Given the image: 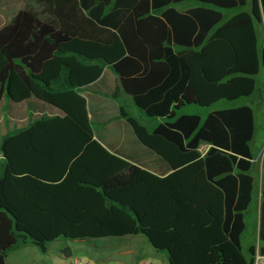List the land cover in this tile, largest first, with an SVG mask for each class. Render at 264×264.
Returning <instances> with one entry per match:
<instances>
[{
  "label": "trees",
  "instance_id": "obj_1",
  "mask_svg": "<svg viewBox=\"0 0 264 264\" xmlns=\"http://www.w3.org/2000/svg\"><path fill=\"white\" fill-rule=\"evenodd\" d=\"M185 1L201 5L172 6ZM30 2L0 26V103L14 126L0 145V264L22 244L46 252L57 240L134 234L169 264H252L255 242L244 247L242 236L254 109H187L264 92V0ZM237 7L219 25L222 10ZM104 66L146 117L121 112L168 174L94 138L80 91ZM261 197L264 243V174Z\"/></svg>",
  "mask_w": 264,
  "mask_h": 264
},
{
  "label": "crops",
  "instance_id": "obj_2",
  "mask_svg": "<svg viewBox=\"0 0 264 264\" xmlns=\"http://www.w3.org/2000/svg\"><path fill=\"white\" fill-rule=\"evenodd\" d=\"M26 3L28 4L32 2H30V0H0V26L7 23L14 13L23 8ZM199 5L201 4L195 3L193 1H185L172 6H174L178 11H183L187 8ZM225 10L226 9L222 11ZM223 14L225 16L224 12ZM259 74L260 79L264 78V73L262 71ZM118 88L119 82L116 74L108 66H104L100 76L89 86L83 87L80 91V95L85 99L89 118L93 121V123L97 124V126L94 127V138L98 140L101 145L109 152L127 160L132 164H135L158 175L168 174L171 172V169L168 167L166 162L156 153L145 147L137 139L131 126L122 116V111H126L133 115L132 111L137 109L133 106L130 96L124 94ZM255 93L256 96H258V101L261 103L263 100L264 102V92L262 88H258ZM228 102L229 103L227 106L217 107L214 109L248 104L246 100L242 102H238L237 100L235 102ZM45 106H47V104H45ZM6 107L7 99L3 98L0 103V145L7 132L14 127L9 122V116ZM198 112H204V108L199 109ZM11 122H13V119ZM256 126L255 120V130ZM209 146V144L204 142L199 145L198 150L200 151L201 155L206 153ZM2 159L3 156L0 152V161ZM259 160L260 159L256 160L255 157L252 159V171H254L253 175L256 177L258 175L259 177L258 185L255 187L258 200L256 204L251 207L249 212H246L248 214L247 216H249V219L251 218V220L243 232L242 244L244 247L251 245L256 241V239H258L259 216L262 202L261 189L264 174V165H261L260 167L257 165L256 168H254L255 164H257ZM54 242L55 241L51 242L50 244ZM259 245L263 246L264 243H260ZM64 247L70 248L71 255H73L75 251L85 250L99 263H105L103 259L112 252L129 251L132 252L131 264H139L143 260H148L155 264H169L166 252L154 249L148 240L141 234L127 235L117 238H104L102 240L88 239L75 240L73 242L67 241L66 243H62L61 246L57 247L62 256H65L62 253V249ZM34 248L38 249L33 244L18 245L7 252L4 263L9 264L11 253L21 252L23 255L27 254L28 252H34ZM39 252L45 254L47 251ZM22 261L23 260H21V262ZM114 262V264H121L117 261Z\"/></svg>",
  "mask_w": 264,
  "mask_h": 264
},
{
  "label": "rangeland",
  "instance_id": "obj_3",
  "mask_svg": "<svg viewBox=\"0 0 264 264\" xmlns=\"http://www.w3.org/2000/svg\"><path fill=\"white\" fill-rule=\"evenodd\" d=\"M241 10L240 7L237 8H230L223 11L225 13V16L223 20L219 23L222 24L224 21H226L228 18H230L232 15L236 14ZM259 77V78H258ZM257 79H260V74L256 76ZM261 80V79H260ZM256 92V91H255ZM253 93L249 97H241L237 99L238 102L245 101L250 104L255 113V120H256V130L254 133V136L251 140V150L253 157L256 158V160L260 159L257 164H255V167L258 165L260 167L261 165H264V102L260 103L258 101V96H256V93ZM236 100H234L235 102ZM227 100H221L215 104H213L211 107L204 108V112H201L202 115H204L206 112H208L211 109L217 108V107H224L228 105ZM201 109L199 106H194L193 108L190 107L187 109V111L190 112H198V110ZM133 116H135L140 122L146 124L147 120L144 114L141 112L134 110L132 111ZM94 127L97 126L96 123H93ZM254 170V169H253ZM254 172V171H252ZM259 182V177L254 175V186H253V195H252V201L247 209H251L253 207L258 198H257V191L255 190V187H257ZM246 211V212H247ZM245 212V225L250 223L251 218L249 219V216H247L248 212ZM245 226V228H246ZM104 238H98L97 240H102ZM73 242V241H70ZM62 243H65L63 240H57L54 243L50 244L48 246V250L45 254H42L39 252L40 250L34 248V252H28L27 254H21V252H14L10 254L9 264H114V261H109L105 263H99L97 260L93 259L91 255L85 250L81 251H75L73 255L71 256H62L60 254L58 246H61ZM260 242L258 240L255 241V249H258ZM84 245V244H83ZM21 260H23L21 262Z\"/></svg>",
  "mask_w": 264,
  "mask_h": 264
},
{
  "label": "water",
  "instance_id": "obj_4",
  "mask_svg": "<svg viewBox=\"0 0 264 264\" xmlns=\"http://www.w3.org/2000/svg\"><path fill=\"white\" fill-rule=\"evenodd\" d=\"M62 253L65 256L71 255V250L69 247H64ZM104 262L117 261L121 264H131L132 261V252H112L107 255L104 259Z\"/></svg>",
  "mask_w": 264,
  "mask_h": 264
},
{
  "label": "built area",
  "instance_id": "obj_5",
  "mask_svg": "<svg viewBox=\"0 0 264 264\" xmlns=\"http://www.w3.org/2000/svg\"><path fill=\"white\" fill-rule=\"evenodd\" d=\"M139 264H155L148 260H143ZM252 264H264V254L260 253L258 249L255 250L253 258H252Z\"/></svg>",
  "mask_w": 264,
  "mask_h": 264
}]
</instances>
